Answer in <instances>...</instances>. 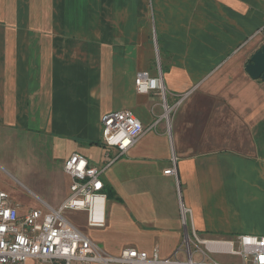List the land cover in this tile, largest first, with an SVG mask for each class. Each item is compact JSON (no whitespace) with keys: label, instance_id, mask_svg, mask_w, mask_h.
I'll use <instances>...</instances> for the list:
<instances>
[{"label":"crops","instance_id":"obj_1","mask_svg":"<svg viewBox=\"0 0 264 264\" xmlns=\"http://www.w3.org/2000/svg\"><path fill=\"white\" fill-rule=\"evenodd\" d=\"M263 44L264 0H0V165L32 166L36 208L57 207L66 159L103 166L118 149L102 116L130 109L146 131L102 174L106 224L69 211L78 227L110 253L166 257L182 243V202L204 237L264 235V79L246 69ZM159 66L168 101L183 97L170 134L158 92L135 84ZM173 155L178 181L164 172Z\"/></svg>","mask_w":264,"mask_h":264},{"label":"built area","instance_id":"obj_2","mask_svg":"<svg viewBox=\"0 0 264 264\" xmlns=\"http://www.w3.org/2000/svg\"><path fill=\"white\" fill-rule=\"evenodd\" d=\"M135 84L141 93L158 92L163 109L160 117L166 120L170 134L172 114L183 97L173 104L168 101L160 66L156 76L139 71ZM159 121L160 118L156 119L153 125ZM145 131L142 121L130 109L105 113L102 116V140L108 146H115L118 153L112 155L107 151L103 166L91 164L81 153L71 154L64 165L72 178L70 194L57 207L47 205L45 212L30 208L21 214L19 205L11 201L9 193L0 189V264H264V235L204 237L191 222L192 209L182 202V243L166 257L160 256L157 247L152 252L126 247L118 254L110 253L68 217L69 211H85L89 226L106 224L107 194L103 191L102 174L133 147ZM164 172L178 181L175 155ZM180 252L184 258L178 256Z\"/></svg>","mask_w":264,"mask_h":264},{"label":"rangeland","instance_id":"obj_3","mask_svg":"<svg viewBox=\"0 0 264 264\" xmlns=\"http://www.w3.org/2000/svg\"><path fill=\"white\" fill-rule=\"evenodd\" d=\"M35 164V162H32ZM37 172L33 167H28V170L15 168L9 165H0V182L4 185L6 190L9 191L10 196L14 202L27 208L43 207L45 204L37 196L40 192L39 178ZM68 214V213H67ZM85 226L88 227L86 217L83 219ZM234 259L238 257L234 256Z\"/></svg>","mask_w":264,"mask_h":264},{"label":"water","instance_id":"obj_4","mask_svg":"<svg viewBox=\"0 0 264 264\" xmlns=\"http://www.w3.org/2000/svg\"><path fill=\"white\" fill-rule=\"evenodd\" d=\"M246 69L251 76L264 79V44L250 57Z\"/></svg>","mask_w":264,"mask_h":264}]
</instances>
